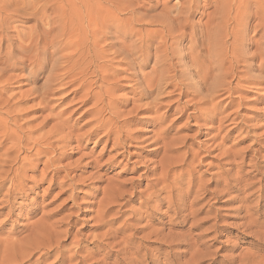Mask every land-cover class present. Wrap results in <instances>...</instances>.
Here are the masks:
<instances>
[{"label": "rangeland", "instance_id": "obj_1", "mask_svg": "<svg viewBox=\"0 0 264 264\" xmlns=\"http://www.w3.org/2000/svg\"><path fill=\"white\" fill-rule=\"evenodd\" d=\"M15 1L0 0V18L7 15L21 17L11 21L3 20L0 29L8 28V36H20L22 41L27 39L26 33L36 26L37 19L42 17L35 14L40 8H43L44 17L40 24L42 28H36L37 31L56 27L57 19L63 15V11L67 13L77 10L68 5L67 0H24L22 7L26 12L23 13L17 12L20 6L16 5ZM112 1L116 7L102 3L99 6H90L87 10L92 13L116 10L124 13H147L153 18L147 16L140 20L139 24L149 22L146 29L154 32L161 29V26L167 28L166 32L179 30L186 35L197 29L199 38L205 41V49H197L195 54L208 53V49L212 47L208 35L215 31L226 34L230 31L236 32L240 25H245L243 30L240 28V34L236 32V39L237 43L245 40V56L252 57L243 58V62L249 60L240 63L237 74L244 76L247 82H233L227 92L216 94L218 97L215 95L211 104L201 106L199 113V110L196 111L193 107L195 101H191L190 97L179 98L175 95L177 91L173 92L171 88L166 89L159 98H156L155 94L141 95L142 89L124 80L125 74H116L114 90L110 96L114 107L118 108L117 113L113 117L105 115L103 120L106 126L98 130L93 102L85 99L78 85L51 87V92L47 93L50 87L46 80L49 67L36 72L34 78L29 75L34 65L29 62L23 70H5L6 77L16 75L21 81L0 85H6V92L3 93L11 95L14 101L30 96V99L22 104L24 111L19 115L21 123L28 128H42L44 132L56 126L59 129L56 138L61 140L54 145L53 152H57L51 154L52 159L57 157L56 161L53 160L54 165L46 163V160L51 158V155H47V158L40 162L29 158L6 168L11 169L12 174H9L8 180L0 186V261H4L2 255L5 252V255H8H4L7 258L5 261L10 264L12 256L17 252L19 253L16 255L30 246L46 243L49 247L44 245L45 249L32 259H39L38 264H57L55 255H51V252L56 251V246L60 252L64 251L62 255L65 260L62 262L66 264H71L72 261L74 264L75 258L77 260L79 255L87 254L91 256V261L86 264H113L115 258L134 259L135 263V260L143 259V253L147 257L157 255L152 250L159 248L161 242H154L155 237L150 240L142 239L150 231L160 232L156 238L164 237V244L175 246L171 256L175 263L184 256H196L200 259V251L205 248L203 244L210 245V251L216 252L215 256L222 260L241 251L255 250V247L242 243L238 238L249 242L255 238L252 235L243 237L241 234H254L256 230L257 235L264 232V226L262 229L253 227L251 231L245 230L246 226L242 227L248 218V221L252 218L256 223L264 221V71L253 69L248 74L241 71L244 64L257 66L261 55L264 59V0ZM60 4L63 7H60ZM78 8L82 10V6ZM189 12H194L193 17L180 21L178 27L175 23L168 25L164 18L166 13L175 15ZM56 34L57 31L52 33L54 36ZM2 35L4 34L0 33V39ZM156 40L160 41L159 38ZM249 40L253 42L252 45ZM232 41L230 36L223 37L226 46ZM25 42L28 44L27 40ZM169 42L175 44L173 47L179 44L176 40ZM194 42L191 40V43ZM191 43L189 37L180 41L179 52L185 54L184 63L189 62ZM26 44L24 43V46ZM255 46L260 47L259 52ZM51 50L48 46V54ZM17 51V40L8 41L3 45L0 42V62L8 58L12 63L23 60ZM254 53L257 59L252 61V58L256 57ZM1 64L0 73L7 65ZM199 64H202L201 67L207 66L205 63ZM135 65V72L140 77H149L153 73L154 59L144 65L140 63L142 66L139 62ZM119 68L120 66L114 63L111 69L118 71ZM116 122L123 126L119 134L108 133L107 125L112 126ZM7 145L0 150V154L9 146ZM162 168L167 169L166 184L169 183V188L177 190L175 195H169L168 188L163 193L157 188V194L154 195L153 189H150L164 176ZM16 189L19 191L16 192L17 195H13ZM177 194L180 196L177 197ZM109 198L116 201L118 199V202L108 205V208H112V215L107 220L113 219V223L107 228L100 225L95 218H98V203H101L103 208ZM181 198L187 202L190 210L188 221L178 226L167 206ZM213 224L218 228L207 232ZM40 227L49 228V233L51 230L50 242L49 239L47 242L40 240ZM133 228L140 229L135 232ZM108 229H111V234L117 232L112 235L116 239L115 247L96 245L98 235ZM178 233L190 234L193 239L189 246L184 244L185 236L177 239ZM115 242L120 243L116 245ZM56 243L58 245L55 246ZM129 243L133 246L129 250L130 255H120L119 251L122 252ZM18 246H22V249ZM44 251H50L49 257L41 255ZM73 255L71 262L66 261ZM157 263L166 264L163 258Z\"/></svg>", "mask_w": 264, "mask_h": 264}, {"label": "bare ground", "instance_id": "obj_2", "mask_svg": "<svg viewBox=\"0 0 264 264\" xmlns=\"http://www.w3.org/2000/svg\"><path fill=\"white\" fill-rule=\"evenodd\" d=\"M23 2L24 0L15 1V4L20 6V10L17 12H23V13L26 12L25 9L22 7ZM67 3L68 5L77 8V10L70 11L67 13L63 11V15L57 19V23H58L57 26L52 29H43L41 31L36 30V28L38 27L42 28L40 24L42 18L44 17L43 8H40L39 10L36 11L35 14H40L42 15V17L40 19H37L36 26L26 33L28 34V37L26 39L28 44H26L25 42L26 40L22 41V38H19L20 36L18 38L17 36L16 37L10 35L8 36L7 35V32H9L7 31L8 28L4 27L0 29V33L4 34L1 36L0 39L2 45L4 43L7 44L8 41L17 40L19 44V51L17 52H19V55L23 59L20 61H16L14 63L9 62V58L7 60H1L2 62H0V64L2 63L3 65H5L6 63L7 65L5 66L4 70H1L0 85L10 84L13 82L15 84V82L19 83L21 81L20 80L21 78H19V76L16 75L6 77L4 75L5 70L6 71L7 70L10 71V69L23 70L25 67H27L26 63L29 62L34 65V68L29 72L30 77L34 78L36 72L44 70L45 67H49L48 70L49 75L46 80L47 83L50 84V87L47 93L51 92L50 91L51 87H58L62 85H78L79 89L83 92V96L85 97V99L88 102H93V108H94L93 111L96 117L95 118L96 127L98 130H101L104 126H106L103 120L104 116L110 115L111 117H113L117 113L116 109L118 108L114 107L112 96H110L111 92L114 90V85H115L114 82L116 81L115 80L116 74H125L124 80H128L129 82L133 83V86L136 87L139 86L142 89L141 95L144 94L146 96H150L152 94H155V97L159 98L166 89L171 88L173 92L177 91V94L175 95H177L179 98L190 97L191 101H195L193 107L195 108L196 111L199 110V113L201 112L200 110L201 106H204L206 104H211L213 102V99L215 98V95L216 94L219 95V93L222 94V92L224 93L227 92L228 88L232 85L233 82L236 83L239 81L247 82L244 76H238L237 74L238 73L237 69L240 63L241 62L246 63L249 60L248 59L243 62V58L247 59L249 57V56L248 57L245 56V45H246V43H244L245 40L244 41L241 40V42L239 41L237 43V39H236L238 38V36H236V32L237 34H240L239 32H241L242 28H245V25L242 26L240 25L239 28L236 30V32L230 31L228 34H226V32L219 33L218 31H215L213 34L208 35L209 43H212V47L208 49L207 54L201 55L200 53L195 54V51L197 49H199L200 51H204L205 41L203 40V38L201 37L199 38L197 29L194 30V32L190 35H186L184 32H180L179 30H172L173 33L166 32L167 28H165V26H161V29L154 32L146 29L147 27H149V22L144 25L139 24V21L147 16L153 18V16L147 13L142 14L136 11L124 13L119 10H116L115 12H107V13H92L87 10L88 7L90 6H94V5L99 6L102 3H106V5L108 6L116 7V4L112 0H67ZM81 6H82V10L81 8H78ZM60 7H63L62 4H60ZM193 13L194 12H189L187 14L176 13L175 15L166 13L164 15V18H166V20L168 21V25L175 23L176 26L178 27L180 25L179 23L180 21L189 20L191 17H193ZM23 15H28V14H23ZM127 15L129 17H126ZM13 18L18 19L21 17L20 16L13 17L12 15H7L4 16V18H0V24L5 19L7 21H11V19ZM248 20L249 18L247 19V21ZM54 31H57V34L55 36L52 35ZM165 32L166 34H164ZM263 35H264V31H263ZM224 36H230L233 39V41L228 46H226V43L223 42ZM187 37H189L190 43L191 40H194L195 42L191 43L189 62L184 63L183 59L185 54L179 52V49L181 46L180 41L182 39H186ZM158 38L160 39V41L156 40ZM170 40H176L178 41L179 44L173 47L172 45L175 44L173 42H169ZM252 41L249 40V43L250 44L253 43ZM246 42L248 43L247 40ZM24 43L26 44L25 46ZM48 46H50L52 49L50 54H48ZM258 46L255 47L258 48ZM259 48L256 49L258 52H259ZM258 52H256V54ZM30 54H31V58H30ZM256 54L254 56H256ZM262 56L263 55H261V57L258 56L260 57V62L257 66H252V64H246V65L244 64L241 73L248 74L253 69H255L258 72H263L264 59ZM152 58L154 59L153 73L151 72L152 74L150 73L151 75L149 77L148 76L140 77L135 72L136 69L135 67H137L135 64L136 63L138 64L139 62V65L140 63L144 65ZM256 59L257 56L252 58V61ZM200 62L207 64V66L201 67L202 64H199ZM114 63H117L120 66L118 71L117 70L112 71L111 68ZM191 73H193V75H190ZM258 83H260V81ZM5 86L3 87L0 86L1 87L0 88V150L2 151V149L7 144L9 146L7 145L8 147L4 149L2 154H0V186H2L3 183L6 180H8L9 174H12L11 169L6 170V168L13 166L12 164L23 162L24 160H27L29 158L30 160L32 159L35 162H40L43 158H47V155L52 154L54 150L53 149L54 145H56V143H58L61 140L59 138H56V135H59V129H57L56 126L44 132L43 131L44 129L42 130V128H38V129L30 128V127L28 128L25 126L24 123H21L22 120L19 119L20 117L19 115L21 112L24 111L22 104H25V101L26 100L28 101L30 99V96L29 97L25 96L19 98L17 101H14L13 100L14 98L11 95L7 96V93L4 94L6 92L5 91L6 89H4ZM31 95H33V92L31 93ZM107 126L109 128L108 133L119 134L122 124L120 126L119 123L116 122L112 126H110V124ZM125 141L126 140H124V143ZM121 142H123V140ZM118 146H120L119 143ZM28 154H32V155H28ZM50 157H51L50 159L48 158L46 160V163H48L49 165L50 164L54 165L53 160L57 159V157L55 159L54 158L52 159V155ZM166 170H167L166 168L161 169V171L164 173V176L162 177V179L159 177L160 180L157 179L158 181H156L157 183L154 186V188H150L153 189L152 190L153 195L157 194L156 193L157 188H160L158 190H160L161 193L165 192L168 188V190L170 189L168 192L169 195L171 196L173 194L175 195V192L177 190L173 187L169 188L167 186V184L169 183L166 184L165 177L166 175H168ZM54 172H56L55 169ZM17 189L14 190L15 192L12 193L13 195H17L16 192L19 191ZM176 196L179 197L180 195L178 196L177 194ZM106 202L107 205L103 206V208L100 205L101 203H98V211H97L98 218L95 219L96 220L98 219L100 225H102L103 227L106 226L108 228L109 226L111 227L113 223L111 222L113 219L111 221L107 220V218L110 217V215H112L111 213L112 208H108V205L117 203L118 199L116 201V199L114 198H109L108 200H106ZM167 209L169 211H172L174 215L173 218L175 221H177L178 226H181L182 224L188 221L190 208L184 199L181 198L180 200L177 201L175 200L172 203L170 202L167 206ZM145 210L147 209L145 208ZM250 219L251 221H248L249 218L247 221L244 219L246 224L243 223L244 225L242 227L246 226L245 230H250V229L252 230L253 227L262 229V227L264 226V221L263 223H258V222L256 223L252 220V218ZM126 223L128 222L126 221ZM133 225L135 226V224ZM217 228H218L217 225L213 224L206 231L213 232ZM126 229H128V226ZM133 229L135 232H138V229L140 228L138 229L133 228ZM114 232L117 234L116 231ZM114 232L113 234H111L112 233L111 229H108L105 233L101 234L100 236L98 235L99 238L97 237L98 239L96 240V245H105L112 248L115 247L114 240L116 241V239L113 238L112 236L114 235ZM186 234L180 235V233H178L176 234V236H178L177 239H180V237L183 238L185 236L183 240L184 244L186 246H189L193 238L190 236V234L188 235ZM243 234H241L243 237H248L249 235H252L255 238V240L252 239V241L246 242L244 238L239 237L238 238L239 241L241 240L242 243L244 242L248 246L255 247V250L251 252L243 251L244 253L241 251L237 255L233 254L235 256L228 255L229 257H224L225 259L222 260L221 258L219 259L218 257L215 256L216 252L212 253V251H210V247H209L210 245L203 244L205 248L201 249V251L203 252L200 251V259H197L196 256H190V258L184 256L179 260H177L176 263L181 264L182 263L181 260H185V262H183L182 264H202V263L264 264V232L257 235L258 230H256L254 234L253 233H247L245 235ZM51 235L52 233L51 230L49 233V228H45V227L39 228L38 236H41L39 237L40 240L44 239L47 242V240L49 239L48 241L50 242ZM133 235L135 234L133 233ZM159 235L160 232L150 231L149 233H147L145 236L142 237L143 240H147V239L150 240L153 239V237H155V240H153L154 242L156 243L161 242L159 244L160 245L159 248L155 247L152 250L157 253L156 256L154 255L155 258L153 255H152L153 257L152 256L147 257V255L143 253L142 254L143 259L135 260L134 263L133 261L134 259L121 260L120 258L121 260L120 261L117 260L114 256L115 259L113 264H158L157 262L161 258L165 260L166 264H172V262L173 264H176L174 262V259H172L171 257L172 253H174L173 247L175 246L164 244L163 242L164 237L162 239L156 238V236ZM115 243L116 245H118L120 242L119 243L115 242ZM131 244L130 243L127 244V246L122 250V252L119 251V254L124 255L126 257L127 255H130L129 250L133 248ZM44 245H46V243H38L35 244L34 246L28 247V249L25 248L27 250L21 251V253L25 252L22 253L23 255L21 253H20L21 255L20 254L16 255L19 252H17L16 254L15 252L14 253L12 252L13 254H15V256H12V260H10L11 261L10 264H38L39 259L37 260H32V259L42 249H45ZM56 245H58V243H56L55 246ZM139 246L137 247L139 248ZM18 247L22 249V246H18ZM14 249L18 250L16 249V247ZM1 250L2 249H0V251ZM54 250L56 251L55 252L53 251L54 253L51 252V255L53 254L55 255V261L57 262V264H66L65 262H62L63 260H65V257L63 259V255H62V252L64 251L62 250V252H60L57 246L54 248ZM135 250L137 252V249ZM4 252L5 250L2 251V253ZM49 252L46 251L45 253H43L44 255L43 254L41 255L44 257L45 256L49 257L50 255ZM5 253L2 255L4 261H0V264H9V262L5 261L7 259L6 257L8 256L5 255ZM162 255H164V257H162ZM73 257L74 255L72 256V258H69L66 261L71 262L74 259ZM78 257L79 259L77 260L75 258L74 264H86L89 261H91V256L89 254H87L86 256L79 255ZM102 258H104V256ZM96 264H101V263H96Z\"/></svg>", "mask_w": 264, "mask_h": 264}]
</instances>
